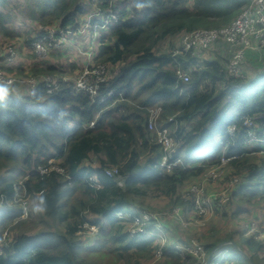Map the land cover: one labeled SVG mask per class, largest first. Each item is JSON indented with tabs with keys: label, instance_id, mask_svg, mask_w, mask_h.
I'll use <instances>...</instances> for the list:
<instances>
[{
	"label": "trees",
	"instance_id": "16d2710c",
	"mask_svg": "<svg viewBox=\"0 0 264 264\" xmlns=\"http://www.w3.org/2000/svg\"><path fill=\"white\" fill-rule=\"evenodd\" d=\"M9 1L0 0V6ZM23 1L30 22L63 27L77 24L91 7L89 0ZM249 2L99 0L104 13L112 10L119 20L98 38L96 62L109 66V77L97 98L78 92L71 80L52 92L41 83L25 96L10 87L9 97L0 101V197H5L0 242L9 228L20 233L2 246L0 264H102L105 256L141 264L161 247L155 220L145 225V232L132 235L133 216L122 219L116 212L140 214L152 209L149 199L158 197L194 208L195 194L186 196L182 190L210 167L224 165L223 157L231 158L226 165L241 178L230 200L264 202V145L249 148V128L243 125L245 116H264V70L254 78H236L226 69L230 56L200 61L191 52L158 49L177 34L231 23ZM6 22L0 9V31L14 36ZM179 66L189 70L190 81L175 77ZM64 68L44 64L34 72L63 75ZM232 106L237 110L229 112ZM155 108L161 109L158 128L168 129L176 142L171 152L150 128ZM235 124L238 131L232 136L229 130ZM106 168H117L125 184ZM24 191L38 202L43 197L46 210L15 223L22 209L9 203ZM36 220L40 229L23 230ZM91 226L97 228V237L87 244L82 234ZM245 235L244 244L261 257L264 239ZM225 241L204 244L209 264H259L239 243ZM162 250L166 260L161 264H203L169 244Z\"/></svg>",
	"mask_w": 264,
	"mask_h": 264
},
{
	"label": "built area",
	"instance_id": "2783aa9c",
	"mask_svg": "<svg viewBox=\"0 0 264 264\" xmlns=\"http://www.w3.org/2000/svg\"><path fill=\"white\" fill-rule=\"evenodd\" d=\"M91 7L86 16L82 17L81 21L75 25L63 27L60 24H43L39 22L34 23L31 39L29 43L36 56L41 58H47L51 56L55 50L62 49L68 43H72L73 39L78 34H84L86 32H92L94 38L98 40L101 32L106 31L110 23L117 22L119 16L116 12L110 10L104 13L103 8L99 4V0H89ZM226 42L231 50V55L226 62L227 71L236 78H245L247 73L246 61L250 50H264V0H250L249 4L238 14V16L229 24L218 28H196L194 30L186 32L182 37V45L179 49L175 50V54H187L191 52L193 56H198L204 49L211 47L218 42ZM16 48L9 46L7 53L10 57L16 56ZM177 79L183 82H188L191 79L189 70L179 66L177 68ZM109 66L103 62L92 61L86 65L80 73L77 80L74 82L75 89L78 92L85 91L96 97L99 95L103 84L108 80ZM67 78L43 74L39 76H32L28 79L15 78L10 75H6L0 70V82L11 81L10 86H14L16 81H21L24 85L31 89V93L35 92L37 86L41 83L45 84L48 92H52L58 88L63 81H67ZM113 91H109L108 95H112ZM102 100L105 98L102 97ZM160 108L151 110L150 116V128L158 132L159 141L164 145L167 152H171L176 142L170 135L168 129H159L157 121L160 115ZM94 121L91 122V126L94 125ZM243 125L247 126V146L256 147L258 144L264 145V116L258 115L255 117L245 116L243 118ZM238 131L237 124L230 127L229 133L235 136ZM252 149V148H251ZM231 158L223 157L222 164L227 163ZM167 164V156L163 162V165ZM47 169L43 168V172ZM108 175H116L118 183L120 185L125 184V178L119 174L117 168H106ZM218 173L211 174L210 177H216ZM234 185L237 186L239 179L235 177L232 179ZM233 185V186H234ZM193 190L201 192L202 187L193 186ZM235 187L227 194H220L217 197L220 203H226L230 200L231 193ZM26 193V192H25ZM21 193H18L19 195ZM27 195V194H26ZM4 196L0 197V205L4 203ZM18 199V197H17ZM195 206L197 210L203 214L208 211V204L204 197L199 195L195 199ZM22 216H27L29 211L26 206L21 207ZM176 214L180 215L179 209H176ZM117 217L127 219L131 216L134 218V223L130 226L129 230L132 235L145 232V225L152 220H156L155 214L144 211L138 214L129 210H119L116 212ZM156 228V226H155ZM158 236H161L158 228L155 229ZM153 233V230L152 232ZM255 234L259 239H264V224L258 226L249 227L247 235ZM6 239V238H5ZM11 239L8 237L4 242H0V254L2 253V246ZM196 244L195 242H193ZM191 248L193 245L190 246ZM198 248L199 246H194Z\"/></svg>",
	"mask_w": 264,
	"mask_h": 264
},
{
	"label": "rangeland",
	"instance_id": "374dc122",
	"mask_svg": "<svg viewBox=\"0 0 264 264\" xmlns=\"http://www.w3.org/2000/svg\"><path fill=\"white\" fill-rule=\"evenodd\" d=\"M1 11L4 16L7 18L6 25L13 30L14 36H7L0 31V53L4 50L7 51L9 46L16 48V56H18L17 60L13 65L2 66L0 62V70L4 72L6 75L13 76L15 78H25L28 79L34 75L39 76V72L35 73L33 66L36 64V54L33 52L30 44L27 43V39L31 38V35H28V32L33 30L34 23L30 22L31 18L27 16L28 8L27 4L23 0H10L7 4L0 6ZM28 30V31H27ZM27 31V32H26ZM75 39V38H74ZM73 39V40H74ZM180 35L171 39H167L161 46L162 51H168L173 45L174 48L179 47ZM71 45V43H68ZM72 46V45H71ZM59 50L53 51L50 60L57 62L59 59L53 53ZM64 62L66 71L63 75H51L55 78L64 77L71 81H76L82 72V68H71L67 65L70 61L73 63H78L82 66L83 57L78 54H70L65 58L61 59ZM248 60L246 61V70L248 69ZM83 67V66H82ZM33 68V69H32ZM25 85V89L22 91L31 92V89ZM12 89L15 86H10ZM253 148V146H250ZM216 177H210L211 174H215ZM233 173V169L229 168L226 163L224 165L213 166L208 169L206 174L195 178L193 181L188 182L186 184L185 189L182 190V194L186 195L188 192H192L195 196L202 195L208 204V211L201 214L196 206L192 209H187L181 205H171L168 198L158 197L149 199L150 205L152 207L150 212L151 214H155V216L162 220L163 224H167L166 232H160L162 234L159 236L157 241L158 244L161 245L156 252L153 254L151 258L142 260L141 264H161L166 258L163 253V246L167 245L172 239L176 241H180L178 245L183 247L185 243L188 245L183 247L182 252L194 255L197 262H202L203 264L208 263V254L205 252L204 244L210 242L217 241H225V243H239L243 252L247 256L253 257V259L259 264H264V252L261 257L258 258V253L256 254L254 249H250L246 244H244L243 236H246V230L248 227L261 226L264 224V203H258V199L252 200V202L244 200V202L240 201V198L233 197L229 200L228 204L220 205L216 204V208L211 210L210 206V198L211 195L215 194V196L227 194L232 190L234 185L232 179L237 177L239 180L241 179L239 176H236ZM235 175V176H234ZM234 185V186H233ZM238 185V184H237ZM193 186L202 187V191L198 192L193 190ZM18 199L14 203H9V206H24L27 207L29 213L27 216H21L15 220V223H18L20 220H30L31 213L33 212L34 203H38L37 198H34L30 195H26L21 193L17 195ZM1 202V201H0ZM241 208L240 209V206ZM19 207V208H20ZM238 208V209H237ZM176 209H179L180 215L176 214ZM38 215V213H35ZM35 225V226H34ZM34 225H28L24 227L26 232L32 233L42 227L41 223L37 220ZM132 225V224H131ZM129 225V226H131ZM20 233V230H12V228L7 229L3 236L2 240H6L8 237H13ZM97 237V228L91 226L89 229L85 230L82 234V238L87 242V244H94ZM6 238V239H5ZM182 241H181V240ZM195 242L196 244H194ZM199 246L198 248H191L190 246ZM102 264H122L121 262H115V260L111 257L105 256L101 259Z\"/></svg>",
	"mask_w": 264,
	"mask_h": 264
},
{
	"label": "crops",
	"instance_id": "0c3cea01",
	"mask_svg": "<svg viewBox=\"0 0 264 264\" xmlns=\"http://www.w3.org/2000/svg\"><path fill=\"white\" fill-rule=\"evenodd\" d=\"M28 31V30H27ZM26 31V32H27ZM185 33H180L177 34L175 36L169 37L167 39H171L174 38L176 36L180 35V40H179V47L178 48H174V46L172 45L171 48L173 50H177L181 47L182 45V37ZM28 35H30V31L28 32ZM164 39L160 44H159V51L161 49L162 44L167 40ZM28 43V40H27ZM72 45V46H71ZM70 44H66L65 46H63L62 49H59V51L53 53V55L55 56L56 54L58 57V61H51L50 58L53 57L52 54L51 56L47 57V58H41L39 56H36V64L33 66L37 67V66H42L44 64H63L65 67V63L61 61L62 58H65L67 56H70V54H78L81 55L83 57V63L82 66H80L78 63H73L72 61H70V65L69 63L67 64L70 69L73 68L71 66V64H74L75 67L74 68H84L86 65H88L90 62L92 61H97V56L99 55L100 52V44L99 41L94 38L93 33L92 32H86L84 34H78L75 39L73 40V42ZM169 50H172V49ZM168 50V51H169ZM56 51V50H55ZM162 51V50H161ZM231 55V50L229 45L226 42H218L214 45H212L209 48L204 49L197 57L200 61H205V60H222L225 61L226 59H228V57ZM18 56L15 57H10L7 53V51H3L0 53V62L2 66H9V65H13L14 62L17 60ZM247 60H248V75L250 78H254L256 75H258L261 71L264 70V50H250L247 56ZM227 62V61H225ZM226 64V63H225ZM32 68V69H33ZM66 69V68H64ZM42 74V73H40ZM15 87H17L18 89H20V94L19 96H25L28 95L30 93L22 91L23 89H25V85L21 82V81H16V83L14 84ZM237 110L236 106H232L229 110V112H234ZM229 168L233 169L232 167L228 166ZM234 172V169H233ZM237 189V188H236ZM215 194L211 195V202H210V206H211V210L216 208V204H217V197L215 196ZM242 202H244V200H240ZM264 203V202H263ZM240 209L241 205L239 206ZM238 209V208H237ZM181 216V215H178ZM155 226L156 228H158V231L161 232H166V228H167V224H163L162 220L160 219V217L158 216V218H156L155 220ZM249 227L246 230L248 231ZM250 235V234H249ZM181 240V239H180ZM182 241V240H181ZM180 241H176L175 239H172L171 237V241L168 243L171 246H174L176 248H179L180 250L183 249V247L187 246L188 244L183 242L185 245L183 247H180L178 245ZM211 243V242H210Z\"/></svg>",
	"mask_w": 264,
	"mask_h": 264
},
{
	"label": "clouds",
	"instance_id": "9594fccd",
	"mask_svg": "<svg viewBox=\"0 0 264 264\" xmlns=\"http://www.w3.org/2000/svg\"><path fill=\"white\" fill-rule=\"evenodd\" d=\"M137 7H142V5H137ZM11 81L0 82V101L6 100L11 94L12 89L10 88ZM44 199L41 197L38 203H34L33 212L43 213L45 212Z\"/></svg>",
	"mask_w": 264,
	"mask_h": 264
},
{
	"label": "water",
	"instance_id": "95a60500",
	"mask_svg": "<svg viewBox=\"0 0 264 264\" xmlns=\"http://www.w3.org/2000/svg\"><path fill=\"white\" fill-rule=\"evenodd\" d=\"M177 78V76H175Z\"/></svg>",
	"mask_w": 264,
	"mask_h": 264
}]
</instances>
